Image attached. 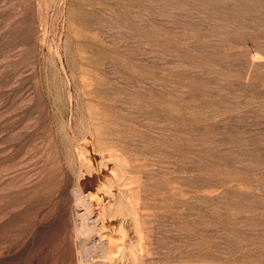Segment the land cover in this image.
Returning a JSON list of instances; mask_svg holds the SVG:
<instances>
[{
	"label": "rangeland",
	"instance_id": "obj_1",
	"mask_svg": "<svg viewBox=\"0 0 264 264\" xmlns=\"http://www.w3.org/2000/svg\"><path fill=\"white\" fill-rule=\"evenodd\" d=\"M0 264H264V0H0Z\"/></svg>",
	"mask_w": 264,
	"mask_h": 264
}]
</instances>
